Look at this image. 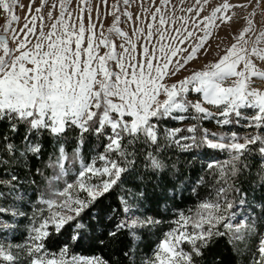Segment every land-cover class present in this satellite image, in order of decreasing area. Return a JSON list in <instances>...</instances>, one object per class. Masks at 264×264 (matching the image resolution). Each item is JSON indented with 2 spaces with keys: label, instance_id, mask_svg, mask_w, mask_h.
Here are the masks:
<instances>
[{
  "label": "snow or ice",
  "instance_id": "6c2138e0",
  "mask_svg": "<svg viewBox=\"0 0 264 264\" xmlns=\"http://www.w3.org/2000/svg\"><path fill=\"white\" fill-rule=\"evenodd\" d=\"M0 18V264H264V0Z\"/></svg>",
  "mask_w": 264,
  "mask_h": 264
},
{
  "label": "rangeland",
  "instance_id": "374dc122",
  "mask_svg": "<svg viewBox=\"0 0 264 264\" xmlns=\"http://www.w3.org/2000/svg\"><path fill=\"white\" fill-rule=\"evenodd\" d=\"M173 2H177V0H173ZM190 2V0H189ZM19 15L23 16L24 14L23 13H18ZM177 15H179V12H177ZM257 18H259V13L257 14ZM4 23V20L3 18H0V24H3ZM20 23H24V20L21 19ZM15 26V24L13 25ZM228 29H222L221 32H220V37H226V33H227ZM225 42H227V39L225 40ZM213 44H215V41H213ZM214 130H216V128H214Z\"/></svg>",
  "mask_w": 264,
  "mask_h": 264
},
{
  "label": "trees",
  "instance_id": "16d2710c",
  "mask_svg": "<svg viewBox=\"0 0 264 264\" xmlns=\"http://www.w3.org/2000/svg\"><path fill=\"white\" fill-rule=\"evenodd\" d=\"M185 123H187V121H185ZM204 126L205 127H208L209 129H211V130H214V128H216L217 129V126L214 124V123H212V122H209V121H205L204 122ZM197 168L199 167V163H197ZM21 237L19 236V235H17V237H16V239H20Z\"/></svg>",
  "mask_w": 264,
  "mask_h": 264
}]
</instances>
